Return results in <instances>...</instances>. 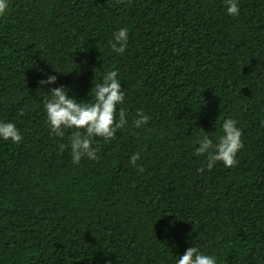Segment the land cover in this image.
Returning a JSON list of instances; mask_svg holds the SVG:
<instances>
[{
	"label": "trees",
	"instance_id": "16d2710c",
	"mask_svg": "<svg viewBox=\"0 0 264 264\" xmlns=\"http://www.w3.org/2000/svg\"><path fill=\"white\" fill-rule=\"evenodd\" d=\"M239 3L230 17L224 0H9L0 121L23 139L0 140V264H175L194 246L217 264H264V0ZM120 28L123 54L108 44ZM109 70L128 125L74 165L39 81L56 75L50 87L87 102ZM227 118L243 148L208 170L195 134L215 139Z\"/></svg>",
	"mask_w": 264,
	"mask_h": 264
},
{
	"label": "clouds",
	"instance_id": "9594fccd",
	"mask_svg": "<svg viewBox=\"0 0 264 264\" xmlns=\"http://www.w3.org/2000/svg\"><path fill=\"white\" fill-rule=\"evenodd\" d=\"M8 6L9 0H0V17L7 14ZM224 6L226 15L236 17L240 14L239 0H224ZM128 40V29L120 28L112 33L108 44L112 51L123 54L126 51ZM46 75L47 79L40 80L39 85L41 88L48 89L44 112L50 134L64 138L65 132L71 131V135L68 136V145L61 144L60 149L63 151L65 147H70L74 165H79L85 158L97 160L98 148L94 146V141L97 138H102L105 142L111 141L119 130L128 125V114L123 107L125 91L118 79L119 73L116 70L103 73L100 82L94 83L89 92L91 100L87 102L70 96V89L63 86L50 87L57 84V76ZM23 114L21 111L20 115ZM149 121L148 115L137 111L132 126L141 129ZM195 135L193 155L206 157L208 170L213 169L217 163H222L226 168H232L237 164V154L243 148L242 130L238 127V121L232 118L224 119L219 128V135L215 139L204 133ZM22 139L20 130L14 123L0 121V140L19 144ZM140 159L141 152H136L131 155L129 163L137 166V161ZM204 170L203 167L199 169L200 172ZM140 171L142 172L143 169L141 168ZM175 264H217V262L215 256L206 255L194 246L189 247L182 256L176 257Z\"/></svg>",
	"mask_w": 264,
	"mask_h": 264
}]
</instances>
